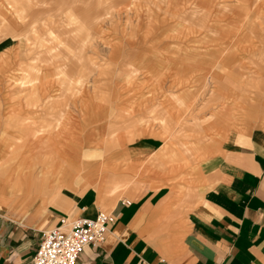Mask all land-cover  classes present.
<instances>
[{"label": "rangeland", "instance_id": "374dc122", "mask_svg": "<svg viewBox=\"0 0 264 264\" xmlns=\"http://www.w3.org/2000/svg\"><path fill=\"white\" fill-rule=\"evenodd\" d=\"M20 1H26V9L15 16L24 34L14 40L34 64L26 70L10 69L11 61H3L0 68V93L13 95L12 101H0V132L8 129V140L15 144L24 140L16 139L18 127L11 117L18 112L12 108L18 109L19 97L34 99L52 87L44 86L47 73L52 75L56 95H64L58 100L69 99L68 106L64 108V100L59 105L52 99L55 103L51 100L39 103L38 110L31 109L32 115L40 113V121L60 117L56 127L63 122L90 136L100 126L98 134L105 138L114 132L110 138L116 142L108 146V156H118L122 150L116 163L122 164L123 178L135 168H161L156 160L160 150L138 155L128 149L141 137L157 138L162 147L169 140L175 154L185 155L178 160L162 157L171 163L174 174L178 165H188V160L183 161L186 157L198 164L200 156L217 152L215 147L229 132L249 125L264 129V0H214L210 9L195 0ZM4 11L11 17L14 14L10 5ZM1 20L5 24L6 18ZM209 30L214 34L204 32ZM228 31L238 37L226 39ZM213 40L215 49L192 57L191 47L212 46ZM42 66L52 69L35 68ZM81 89L85 97L78 96L83 94ZM26 135L33 138L34 134ZM194 135L197 148L187 144L194 143ZM178 142L182 151L172 149ZM8 162H16L13 154L1 167H9ZM102 163L97 165L99 174L110 171ZM97 181L74 184L94 187L100 198L117 196L121 193L117 190L125 187L122 182L109 183L117 192L111 195L107 187L98 188L101 183Z\"/></svg>", "mask_w": 264, "mask_h": 264}, {"label": "crops", "instance_id": "0c3cea01", "mask_svg": "<svg viewBox=\"0 0 264 264\" xmlns=\"http://www.w3.org/2000/svg\"><path fill=\"white\" fill-rule=\"evenodd\" d=\"M195 1L206 9L216 4L214 0ZM9 5L14 9L12 17L4 11ZM25 5L26 1L0 0V68L3 61H11L10 69L26 70L34 64L14 40L24 28L15 14L26 9ZM214 14L215 11L211 20ZM2 17L6 18L5 24ZM224 36L230 40L238 37L229 31ZM213 43L191 47L192 57L215 49L217 44ZM44 77V86L52 87L34 99L19 97L18 109L9 105L19 115L11 117L18 127L16 139L24 143L10 140L8 129L0 132V167L12 154L16 159L12 164L8 162L9 167L0 168V264H32L44 231L59 226L68 230L74 221L94 219L99 213L112 215L114 222L101 244L84 247L76 264H264V129L241 126L240 131L229 132L225 141L215 147L217 152L200 156L198 164L186 157L183 161L188 160V165H178L174 174L171 163L164 158L170 155L171 160H178L185 155L175 154L169 140L162 147L157 138L141 137L128 149L138 155H153L160 150L156 160L161 162V168H135L123 178L122 164L116 163L122 150L118 156H108V146L116 142L110 138L114 132L105 138L98 134L102 133L100 126L93 130L97 134L90 136L63 122L56 127L60 117L40 121V113L32 115L43 102L64 97L56 95L52 75ZM81 91L83 94L72 96L85 97V90ZM12 97L0 93L1 102L12 101ZM63 100L65 108L69 99ZM35 125L39 127L33 129ZM23 126L25 129H21ZM30 133L33 138L26 135ZM192 139L194 143L187 144L197 148L196 136ZM179 144L172 149L182 151ZM10 149L15 151L10 153ZM102 161L110 171L99 174L97 167ZM87 166L92 167L86 171ZM138 173L142 174L140 178ZM93 181L101 183L100 187L96 185L98 188L107 187L111 195L121 193L100 198L94 187L77 186ZM116 182L125 187L112 191L109 183Z\"/></svg>", "mask_w": 264, "mask_h": 264}, {"label": "built area", "instance_id": "2783aa9c", "mask_svg": "<svg viewBox=\"0 0 264 264\" xmlns=\"http://www.w3.org/2000/svg\"><path fill=\"white\" fill-rule=\"evenodd\" d=\"M114 222L112 215L99 213L94 219H78L68 230L62 226L42 233L32 264H76L84 247L97 246Z\"/></svg>", "mask_w": 264, "mask_h": 264}, {"label": "bare ground", "instance_id": "6f19581e", "mask_svg": "<svg viewBox=\"0 0 264 264\" xmlns=\"http://www.w3.org/2000/svg\"><path fill=\"white\" fill-rule=\"evenodd\" d=\"M58 132H59V131H58ZM58 135H59V134H58ZM50 150H51V149H50ZM62 154H63V153H62ZM54 158H55V157H54ZM55 159H56V158H55ZM105 171H106V169H105ZM81 173H82V172H81ZM81 173H80V174H81ZM11 180H13V179H11ZM54 185H55V184H54ZM118 190H119V189H118ZM118 190H117V191H118Z\"/></svg>", "mask_w": 264, "mask_h": 264}]
</instances>
